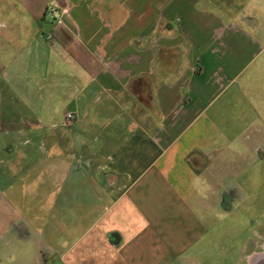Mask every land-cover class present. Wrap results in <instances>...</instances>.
Returning a JSON list of instances; mask_svg holds the SVG:
<instances>
[{"label":"crops","instance_id":"obj_1","mask_svg":"<svg viewBox=\"0 0 264 264\" xmlns=\"http://www.w3.org/2000/svg\"><path fill=\"white\" fill-rule=\"evenodd\" d=\"M218 2L0 0V59L19 53L8 68H26V52H53L54 98L40 87L38 99L62 104L37 116L39 141L55 153L50 171L38 173L49 188L39 199L48 215H37V264H200L221 256L248 158L236 138L222 140L221 113L208 115L206 94L264 53V30L257 25L248 36L235 21L224 24ZM25 73L6 78L21 89ZM255 150L264 157L262 145ZM66 235L69 248L51 259L58 250L50 245Z\"/></svg>","mask_w":264,"mask_h":264},{"label":"rangeland","instance_id":"obj_2","mask_svg":"<svg viewBox=\"0 0 264 264\" xmlns=\"http://www.w3.org/2000/svg\"><path fill=\"white\" fill-rule=\"evenodd\" d=\"M217 4L222 7L224 24L235 21L248 36L253 35L257 25V29L264 30V0H219ZM246 38L239 36V42L246 43ZM26 53L30 59L26 68L22 65L8 68L14 55L19 53L3 51L0 59L4 66L0 71L3 74L0 77V264H37L40 261L38 241L42 240V228L37 215H48L42 210L43 203L39 199L46 194L49 185H40L38 173L50 171L49 160L52 162L55 153L52 147L45 152L39 141L37 116L39 111H59L62 105L53 99L54 53L39 50ZM248 60L239 63L237 80L226 81L221 85L225 86L223 89L206 94L208 115L210 111L221 113L222 140L236 138L239 151L248 158V177L238 176L243 195L235 201L232 234L223 222L227 227H223L221 256L207 257L200 264H264V157L255 150L259 145L264 149V53L252 63ZM41 61H49V68L39 67ZM25 69L29 79L21 89L6 78L11 70L14 76L22 71L26 76ZM40 87L42 96L50 88L51 92L46 94L51 93L53 98L47 102L39 100ZM244 177L247 178L245 185ZM63 218L69 225L70 211L66 210ZM71 240L66 235L60 242L51 244L52 249L58 250L51 259L58 261ZM209 249L207 245L206 255L211 252Z\"/></svg>","mask_w":264,"mask_h":264},{"label":"built area","instance_id":"obj_3","mask_svg":"<svg viewBox=\"0 0 264 264\" xmlns=\"http://www.w3.org/2000/svg\"><path fill=\"white\" fill-rule=\"evenodd\" d=\"M73 118H74V116H73L72 113L67 112V113L65 114V122H70V121H72Z\"/></svg>","mask_w":264,"mask_h":264},{"label":"bare ground","instance_id":"obj_4","mask_svg":"<svg viewBox=\"0 0 264 264\" xmlns=\"http://www.w3.org/2000/svg\"><path fill=\"white\" fill-rule=\"evenodd\" d=\"M259 257V256H258ZM254 258V257H253ZM255 259V258H254ZM256 259H257V257H256ZM254 264V263H253Z\"/></svg>","mask_w":264,"mask_h":264}]
</instances>
